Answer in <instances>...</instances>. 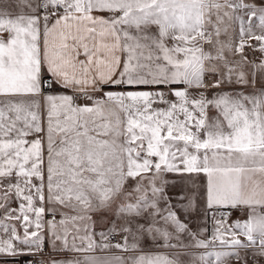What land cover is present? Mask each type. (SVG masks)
<instances>
[{
    "label": "snow or ice",
    "instance_id": "6c2138e0",
    "mask_svg": "<svg viewBox=\"0 0 264 264\" xmlns=\"http://www.w3.org/2000/svg\"><path fill=\"white\" fill-rule=\"evenodd\" d=\"M29 256L264 264V0H0V264Z\"/></svg>",
    "mask_w": 264,
    "mask_h": 264
},
{
    "label": "crops",
    "instance_id": "0c3cea01",
    "mask_svg": "<svg viewBox=\"0 0 264 264\" xmlns=\"http://www.w3.org/2000/svg\"><path fill=\"white\" fill-rule=\"evenodd\" d=\"M246 55L248 58L251 59H258L260 57V53L252 52L249 50H246ZM216 79L215 76H210L207 78L208 81H214ZM105 90H113V91H120L119 88L114 89H105ZM226 91H231L229 88H225ZM251 89H248L247 91H250ZM80 103H84L85 101H79ZM170 175V184L174 185L173 188L170 189V195H179L181 191L193 194L197 201V207L191 210V214L187 217L185 220V216L183 213H181V219L185 220L186 223L189 224L190 228L193 230H197L198 228H206V236L210 237L212 230H213V224H212V218L211 216L208 217L207 223H205L204 218V193L206 191V177L203 174H184L183 176H180L178 174H169ZM175 202V201H173ZM11 207L15 208L17 207V204L13 201L11 204ZM229 211V220L228 222L231 223L236 220H244L247 216V209L240 210V209H226ZM46 219H50L51 217L45 216ZM59 219V216L56 217ZM96 230L100 231V225L98 224L96 226ZM22 231V230H21ZM121 236L116 235L115 241H120ZM143 249L146 253L151 252H157V251H165L164 249H157L151 242L144 244ZM45 251L50 252L51 247L47 246L45 248ZM100 254V253H97ZM106 254H117V255H126L124 253H120L117 250L113 249L111 253ZM55 255V254H54ZM60 258V257H56ZM19 258H16V262L18 264Z\"/></svg>",
    "mask_w": 264,
    "mask_h": 264
},
{
    "label": "built area",
    "instance_id": "2783aa9c",
    "mask_svg": "<svg viewBox=\"0 0 264 264\" xmlns=\"http://www.w3.org/2000/svg\"><path fill=\"white\" fill-rule=\"evenodd\" d=\"M225 212H227L228 213V216H230L229 215V211H227L226 209H225ZM46 219V218H45ZM47 252V251H46ZM32 259H34L33 257H19V261H18V264H26V261H28V260H32Z\"/></svg>",
    "mask_w": 264,
    "mask_h": 264
}]
</instances>
